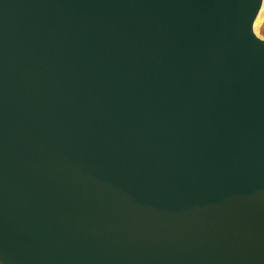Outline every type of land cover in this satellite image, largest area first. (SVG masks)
I'll return each mask as SVG.
<instances>
[{
	"label": "water",
	"instance_id": "1",
	"mask_svg": "<svg viewBox=\"0 0 264 264\" xmlns=\"http://www.w3.org/2000/svg\"><path fill=\"white\" fill-rule=\"evenodd\" d=\"M262 0H0V264H264Z\"/></svg>",
	"mask_w": 264,
	"mask_h": 264
},
{
	"label": "rangeland",
	"instance_id": "2",
	"mask_svg": "<svg viewBox=\"0 0 264 264\" xmlns=\"http://www.w3.org/2000/svg\"><path fill=\"white\" fill-rule=\"evenodd\" d=\"M252 29L257 36L261 37L264 35V0H262L256 17L254 18Z\"/></svg>",
	"mask_w": 264,
	"mask_h": 264
},
{
	"label": "snow or ice",
	"instance_id": "3",
	"mask_svg": "<svg viewBox=\"0 0 264 264\" xmlns=\"http://www.w3.org/2000/svg\"><path fill=\"white\" fill-rule=\"evenodd\" d=\"M260 39H261V40H264V35H262V36L260 37Z\"/></svg>",
	"mask_w": 264,
	"mask_h": 264
}]
</instances>
